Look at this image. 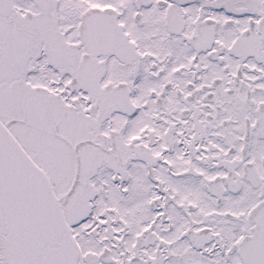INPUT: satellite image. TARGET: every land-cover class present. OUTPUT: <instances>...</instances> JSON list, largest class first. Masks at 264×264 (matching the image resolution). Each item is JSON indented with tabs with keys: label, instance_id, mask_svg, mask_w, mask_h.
<instances>
[{
	"label": "snow or ice",
	"instance_id": "6c2138e0",
	"mask_svg": "<svg viewBox=\"0 0 264 264\" xmlns=\"http://www.w3.org/2000/svg\"><path fill=\"white\" fill-rule=\"evenodd\" d=\"M0 264H264V0H0Z\"/></svg>",
	"mask_w": 264,
	"mask_h": 264
}]
</instances>
